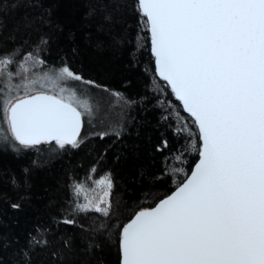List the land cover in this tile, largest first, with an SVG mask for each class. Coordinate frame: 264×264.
Here are the masks:
<instances>
[{
	"label": "snow or ice",
	"instance_id": "1",
	"mask_svg": "<svg viewBox=\"0 0 264 264\" xmlns=\"http://www.w3.org/2000/svg\"><path fill=\"white\" fill-rule=\"evenodd\" d=\"M135 3L149 34L156 72L191 117V125L177 132L186 131L195 139L199 160L171 195L120 227V264H264V0ZM113 19L111 13L102 16L104 23ZM109 35L120 42L118 34ZM48 43L41 36L35 44L22 43L19 50L0 49V73L18 81L15 95L6 98L0 93V115L8 113L11 133L0 136V144L10 145L14 152L52 141L60 150L81 147L84 117L92 108L85 113L78 106L77 92L83 89L65 95L70 81L132 103L85 78L67 57L59 64L46 61L43 51ZM45 80L61 87L46 88ZM110 134L121 133L101 131L98 136ZM96 171L95 166L90 169ZM92 180L94 184L87 182ZM97 185L102 195L95 194ZM113 189L110 173L77 182L70 217H107ZM70 217L61 222L75 226ZM43 233L40 229L30 234L26 247L35 251L47 246ZM21 255L23 264H31L32 252Z\"/></svg>",
	"mask_w": 264,
	"mask_h": 264
},
{
	"label": "trees",
	"instance_id": "2",
	"mask_svg": "<svg viewBox=\"0 0 264 264\" xmlns=\"http://www.w3.org/2000/svg\"><path fill=\"white\" fill-rule=\"evenodd\" d=\"M137 7L135 0H0V49L19 50L43 36L46 61L67 57L85 78L132 102L110 123L114 128L87 134L84 126L78 149L60 150L51 142L14 152L0 144V264H23V251L32 252L31 264H120V227L169 195L199 160L195 139L177 132L191 125V117L156 74ZM107 13L114 19L104 23ZM99 130L121 134L100 139ZM104 173L114 180L110 215L70 217L73 185ZM69 217L75 226L61 222ZM40 229L48 244L33 251L27 241Z\"/></svg>",
	"mask_w": 264,
	"mask_h": 264
},
{
	"label": "rangeland",
	"instance_id": "3",
	"mask_svg": "<svg viewBox=\"0 0 264 264\" xmlns=\"http://www.w3.org/2000/svg\"><path fill=\"white\" fill-rule=\"evenodd\" d=\"M36 72L39 76L41 77L43 76V73L41 72L40 68H37ZM0 77H3L0 78V93H2L3 96L6 98H10L12 95H15L16 84L18 83V81L14 82L11 78H8L4 73H0ZM44 84L46 88H52L55 91H58L59 88L61 87L59 82H57L56 84H51L47 80H45ZM79 89L84 90L83 93L77 92V96H76V100L78 102V106L80 107L81 111L87 113L88 107L91 106L92 108L91 115H86L84 117L83 128L85 127L87 128L88 130L87 134L94 133L95 130L93 129H102L108 126H110V129L114 128L113 126H111L110 123L114 122V120L118 117L120 110L123 108L125 103L116 100L115 97L112 96L109 92L99 91L97 89L89 90L84 85L75 81L69 82V87L66 88L65 95ZM110 129L108 128L107 130ZM107 130H99V131L101 132ZM5 132L11 136L10 129H8L7 127L6 111L2 115H0V133L2 135ZM107 174L109 173H104L95 179H99ZM87 182L94 184V180ZM95 194L102 195V192L100 191V187L98 185L96 186Z\"/></svg>",
	"mask_w": 264,
	"mask_h": 264
},
{
	"label": "water",
	"instance_id": "4",
	"mask_svg": "<svg viewBox=\"0 0 264 264\" xmlns=\"http://www.w3.org/2000/svg\"><path fill=\"white\" fill-rule=\"evenodd\" d=\"M156 74H157V76L159 77V75H158L157 72H156ZM160 78H161V77H160ZM7 115H8V113H7ZM82 130H83V126H82ZM82 130H81V133H82ZM52 142H54V141H52ZM49 143H51V142H49ZM197 162H198V161H197ZM194 166H195V165H194ZM193 168H194V167H193ZM190 174H191V173H190ZM190 174H189V175H190ZM175 190H176V188H175V189H174L169 195H171ZM165 197H166V196H165ZM165 197H163L162 199H164ZM162 199H160V200H162ZM160 200H159V201H160ZM159 201H158V202H159ZM158 202H157V203H158ZM157 203H156V204H157ZM156 204H155L153 207H155ZM151 208H152V207H151ZM141 210H142V209H141ZM139 211H140V210H139ZM139 211H137V212H139ZM137 212H136V213H137ZM136 213H135V214H136ZM135 214L133 215L132 218H134ZM132 218H131V219H132ZM129 221H130V220H129ZM129 221H128V222H129Z\"/></svg>",
	"mask_w": 264,
	"mask_h": 264
}]
</instances>
